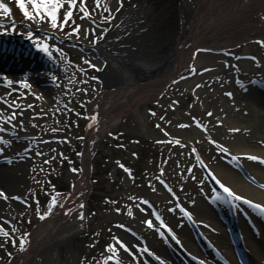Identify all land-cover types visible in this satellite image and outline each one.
<instances>
[{
    "label": "rangeland",
    "instance_id": "rangeland-1",
    "mask_svg": "<svg viewBox=\"0 0 264 264\" xmlns=\"http://www.w3.org/2000/svg\"><path fill=\"white\" fill-rule=\"evenodd\" d=\"M3 1L10 4L18 22H28L32 28H41L61 39L71 38L84 51L81 54L78 45L68 42L63 46L53 44L55 62L63 66L62 78L52 91V105L43 104L42 115L36 117L42 122L41 127L35 125L30 129L34 139H22L29 147H33V140L37 141L36 157L34 165L25 169V184L20 191L24 200L22 209L12 211L5 222L8 228L3 230L8 236H0V264H7L19 252V242L38 224L51 198L70 192L80 175L79 156L88 121L86 108L93 95L101 91L100 83H103L98 66L84 63L101 64L96 49H91L94 48L93 40L101 32L111 36L119 20L124 21L131 15L141 19V23L146 21L144 31L148 28L160 36L144 51L167 54L175 39L178 13L176 0H83L82 6H86L88 17L100 28L88 23L84 12L74 7L71 20L61 29L51 26L43 10V18L37 17L36 10L27 0H24L25 7L31 19L25 18L16 0ZM77 3L80 4L79 0ZM116 8L120 10L108 20L110 11ZM68 10L67 0H64L57 14L58 25ZM76 25L80 26V31L72 34ZM83 25L95 33H87ZM257 41L250 39L231 47L222 42L220 48L228 54L246 53L254 57L255 62L245 59L243 67L239 66L243 59L234 60L196 50L190 62L155 98L135 106L116 121L114 129L101 138L90 155V190L83 205V229L58 246L57 264H114L113 261L133 264L118 254L121 251L117 244L120 241L118 231L124 232L121 227L132 229L147 247L161 245L156 230L136 222L135 210L150 211L154 207L160 216L156 217L153 212L155 220L165 226L187 223L185 213L192 212L191 206H205L216 195L198 167V158L208 167L227 165L238 174L240 167L244 171L241 176L248 181L244 164L222 154L219 148L226 151L228 148L222 143H227L236 134L231 128L235 126L234 117L250 119L249 105L242 96L240 84L245 89L244 82L249 84L256 75L264 74V43H261L264 40ZM205 44L199 43V46ZM208 55H213L218 64L213 72L200 68L212 60L206 57ZM232 84L238 88H233ZM34 95L22 93L19 99L27 100L29 96L36 99ZM15 107L17 105L7 109L11 112ZM241 124L245 126V123ZM12 130V133L16 132L17 127ZM47 140L50 141L45 143ZM6 141L13 145L11 138ZM10 145H4V148ZM179 229H182L181 225ZM256 236L261 242L262 236Z\"/></svg>",
    "mask_w": 264,
    "mask_h": 264
},
{
    "label": "bare ground",
    "instance_id": "bare-ground-1",
    "mask_svg": "<svg viewBox=\"0 0 264 264\" xmlns=\"http://www.w3.org/2000/svg\"><path fill=\"white\" fill-rule=\"evenodd\" d=\"M176 2L178 24L173 46L167 54L159 52L147 54L144 51L159 40L160 36L148 28L144 31L146 21L141 23L139 22L141 19H134L131 15L124 21L119 20L111 36L108 32L98 34L94 49L97 55L103 58L101 65L96 64L102 70L103 83H100L102 91L93 96L92 102L86 108L88 121L84 128L82 151L79 156L81 173L70 192L56 195L49 201L42 214L45 218H40L39 223L25 235L24 250L19 249V252L7 264H57L58 246L83 229V207L81 206L88 188L86 170L90 152L105 134L114 129L116 121L125 113L155 98L161 92L162 86L185 67L194 47L205 42L209 48L217 50L221 49L223 43L227 44L226 47H230L254 39L249 35L263 34L257 39L264 38V0H176ZM115 11L116 9L111 10L110 14L113 15ZM83 29L87 33H95L84 25ZM206 57L212 60L200 68L210 69L213 72L218 66L215 63V57L213 55ZM48 64L50 65L49 62L46 65ZM242 65L245 66V62H242ZM62 67L59 64L58 70ZM22 75L25 76L23 80L27 81L24 85L18 84ZM31 76L26 71H17L7 79L17 83L19 88L28 87L27 91L20 92L14 84L6 89L0 88V99H3L0 103V113L3 114L0 127L10 131H12L11 127H18L20 133L26 134L25 137L34 139L30 129H33L35 125L41 127L42 122H38L36 117L38 114L42 115L43 104L51 103L52 95L48 87L43 85L40 92L36 91L30 85L32 81L30 78L34 77ZM232 87L237 89L236 85L232 84ZM30 92L37 93L39 99L29 96L27 100L15 101L18 94ZM7 93L11 95L6 98L4 94ZM257 98L259 99L251 96L250 101H246L249 105L250 119L246 121L244 117L239 119L234 117L232 122L235 126L231 128L236 136L233 135L230 141L222 143L227 146L226 150L231 157L239 159L244 164L245 170L250 177L254 178L255 184H248L227 165L215 164L207 168L219 186L223 185L234 196L238 195L250 201L251 206L241 208L235 217L228 213L230 209L223 205L216 206L214 202L205 203V206H191L192 212H189V217H192L194 224L202 228L200 232L206 237L207 242L220 256L233 264H236L235 253L227 229L231 233L230 236L234 238V242L239 241L238 233L242 236V243L240 242L239 246L243 249L248 264H264V234L262 233L264 212L253 206L260 205L264 208V191L258 188L264 187V167L260 163H255L256 160L247 159L252 156L264 161V99ZM14 101L15 105L20 106L16 111L18 113L16 119L10 124L4 123V120L12 114L7 107ZM23 107L25 110L22 109ZM241 123H245V126ZM36 144L37 141L33 140V147L29 148L19 137L13 145L8 146L9 149L5 150L4 156H1L0 162L4 160V164L0 165V192L5 194L4 197H0V229L2 230L8 228L5 222L12 211L22 209L23 194L20 191L25 184V169L35 163ZM262 164L264 165V162ZM249 180L252 181L251 178ZM162 197L165 198L164 194ZM228 198L235 200L229 196ZM53 199H55V205L52 203ZM217 213L221 214V220L218 219ZM134 217L136 222L146 226H148L146 221H152L154 226L148 229L156 230L159 234L158 241L160 243L161 240L162 244L154 246L155 248L146 246L148 251L146 252L135 238L118 231L119 246L123 244L128 249L125 251L120 246L122 259H130L133 264H180L170 254L163 243L165 241L181 255L185 253L182 257L191 264H218L216 262L218 257L213 256L208 250L202 251L183 223H174L175 231L172 224L168 225V228L176 233L173 237L168 234V230L163 225L153 220L150 211L135 210ZM180 225L182 229H179ZM233 225H236V228ZM256 231H259L262 236L261 242L258 241ZM153 241L156 243L154 239Z\"/></svg>",
    "mask_w": 264,
    "mask_h": 264
},
{
    "label": "snow or ice",
    "instance_id": "snow-or-ice-1",
    "mask_svg": "<svg viewBox=\"0 0 264 264\" xmlns=\"http://www.w3.org/2000/svg\"><path fill=\"white\" fill-rule=\"evenodd\" d=\"M16 2H17V5L20 7V9L23 11L25 18L31 19L32 17L30 16L29 10L25 7L24 0H16ZM27 2H28V4L31 5V7L33 9L36 10V16L37 17L43 18L41 16V10H43V15L47 16L49 18V21L51 22V26L53 28L59 27L61 29L64 28L65 25L68 24L69 20H71V18L73 16L72 9L77 4V0H67L69 10L65 12L64 17H63V21L58 25L56 22L57 18H58L57 14H58L59 9L63 7L64 0H27ZM79 2L81 5H83V0H79ZM97 6L99 7V3L97 4ZM0 9H3L4 13L9 12V9L7 7H5V5L3 3H0ZM80 10L84 12L85 17L88 16V12L83 7H81ZM79 31H80V26L76 25V27L73 29L72 34H76ZM261 43H264V42H261ZM44 50L47 51L46 48ZM14 105H15V102H12V104L9 105V107H13ZM29 107H31V106H29ZM17 114L18 113L16 111H13L12 114L10 116H8L7 119L4 120V123L10 124L13 120L16 119ZM209 115H211V114L209 113ZM0 119H3L2 113H0ZM5 131H6L5 128L0 127V133H3ZM0 144L7 146L8 141L0 139ZM0 151H2V149H0ZM233 159L235 160L236 158L233 157ZM247 159L256 160L257 158L249 156V157H247ZM262 162H264V161H262ZM45 163H47V161H45ZM73 171H75V170H73ZM221 188H222L223 192L227 193V195L229 197H232L233 199L238 200V201L243 199L242 197H240L238 195L234 196L233 193L227 187H224L223 185H221ZM4 195H5L4 193L0 192V197H4ZM243 202L251 204V202L248 200H243ZM52 203H53V205H55V199H53ZM253 206H255L256 208H258L262 212H264V208H261L260 205H253ZM81 207H83V205ZM181 211H183V209H181ZM185 215H187V213H185ZM40 218L44 219L45 217L43 215H41ZM189 219H190V217H189ZM146 223L148 224L149 227L154 226L152 221H146ZM0 235L8 236V232L0 229ZM118 243H119V241H118ZM24 246H25V241L21 240L19 242L20 250H24ZM120 246H121V248H124L125 251H128V249L125 248V246L123 244H121Z\"/></svg>",
    "mask_w": 264,
    "mask_h": 264
}]
</instances>
